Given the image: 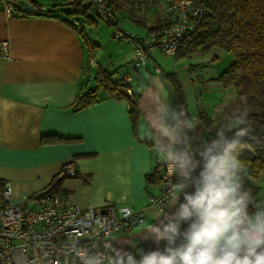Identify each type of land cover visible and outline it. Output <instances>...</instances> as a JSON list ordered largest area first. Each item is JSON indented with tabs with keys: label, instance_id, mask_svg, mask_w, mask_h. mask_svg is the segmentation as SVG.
I'll return each instance as SVG.
<instances>
[{
	"label": "crops",
	"instance_id": "obj_1",
	"mask_svg": "<svg viewBox=\"0 0 264 264\" xmlns=\"http://www.w3.org/2000/svg\"><path fill=\"white\" fill-rule=\"evenodd\" d=\"M4 1L0 0V41H8L9 56L0 53V180L11 182L12 196L18 199L43 191L63 166L71 167L76 175L61 180L64 198L81 208L109 203L142 209L143 224L114 234L111 242L154 247L150 241H142V229L150 220L148 212L157 207L149 196L161 190V180L152 173L156 167L160 170L162 159L139 132L147 99L163 83L176 104L165 78L172 73L184 92L189 90V97L185 93L189 118L199 126L201 135L209 136L242 113L247 98L210 80L218 73L205 79L197 76L199 51L187 54L198 56L192 58L196 61L188 60L184 77L175 65L172 69L162 66L155 57L135 66L131 47L109 36V28L92 10L87 16L69 17L65 14L68 6L60 5L67 0H35L43 13L12 9L7 16ZM165 2H125L112 8L117 21L146 35L147 27L166 24ZM105 73L115 81L124 74L132 77L128 86L138 95L140 112L136 122L131 120L128 100L103 87L94 103L73 106L76 96L93 88ZM211 89L220 93L217 101H213ZM200 111L210 121L207 127L200 126ZM252 184L257 188L254 197L264 200V174Z\"/></svg>",
	"mask_w": 264,
	"mask_h": 264
},
{
	"label": "clouds",
	"instance_id": "obj_2",
	"mask_svg": "<svg viewBox=\"0 0 264 264\" xmlns=\"http://www.w3.org/2000/svg\"><path fill=\"white\" fill-rule=\"evenodd\" d=\"M195 129L184 107L158 84L139 132L176 180L170 203L149 211L142 229V241L154 247L106 242L102 250L99 244L80 247L73 238L71 264H264V200L245 186L240 159V138L251 131L246 115L199 140Z\"/></svg>",
	"mask_w": 264,
	"mask_h": 264
},
{
	"label": "built area",
	"instance_id": "obj_3",
	"mask_svg": "<svg viewBox=\"0 0 264 264\" xmlns=\"http://www.w3.org/2000/svg\"><path fill=\"white\" fill-rule=\"evenodd\" d=\"M82 3L101 22L117 25L107 0H82ZM12 9V4L5 0L3 10L7 16H11ZM163 13L166 24L152 33L139 35L117 27L112 31L115 39L131 47L135 66L144 65L153 49L174 55L181 39L195 29L208 10L199 0H166ZM0 53L9 56L7 40L0 41ZM122 79L129 83L132 77L124 74ZM127 92L131 93L130 89ZM201 137L207 136L200 134ZM61 174L73 176L75 171L65 167ZM173 176L167 163L161 160V190L149 196L151 204L166 208L172 195ZM143 222V210L126 205L104 203L81 208L48 192L16 199L12 196L11 182L0 180V264H71L68 249L73 238L78 239L80 247L99 244L103 250L114 234L140 227Z\"/></svg>",
	"mask_w": 264,
	"mask_h": 264
},
{
	"label": "trees",
	"instance_id": "obj_4",
	"mask_svg": "<svg viewBox=\"0 0 264 264\" xmlns=\"http://www.w3.org/2000/svg\"><path fill=\"white\" fill-rule=\"evenodd\" d=\"M7 1L12 4L13 9L20 12L39 11L43 13L41 6L35 0ZM136 1L146 2L147 0H107V4L113 10L112 7ZM199 1L207 8L208 14L203 16L192 32L181 39L180 46L174 56L181 58L189 55L191 51H199L204 54L209 52L212 47L230 52L233 56L232 61L210 80L216 81L223 88L232 87L238 95L254 96L260 100L261 109L246 114L251 131L248 135L240 138L241 143L245 145L240 153V159L245 169L243 173L245 186L252 191L254 196L257 188L252 184V181L264 174V0ZM25 4L31 5L30 11L24 9ZM60 5L68 6L65 14L69 17L73 15L87 16L86 13L92 10L84 5L82 0H67ZM160 27L149 26L147 31L152 33ZM165 78L173 88L176 104L182 105L188 115L181 83L172 73H166ZM128 85L129 83L123 79L115 81L111 79V74L105 73L103 77L97 78L93 88L76 96L73 106L83 107L94 103L97 100L98 89L103 87L111 90L114 96L122 95L128 100L131 120L136 122V117L140 115L136 105L138 95L128 93ZM198 117L201 127H207L210 124L204 112L200 111ZM232 134L230 132L229 136ZM193 135L195 140H199V126H196ZM64 168L65 166L52 177L48 186L41 192L56 194L64 198L61 188V180L66 176L61 174ZM159 171V168L156 167L152 177L156 174L160 179ZM147 179L150 180L151 177L147 176ZM175 180L174 174L173 181L175 182Z\"/></svg>",
	"mask_w": 264,
	"mask_h": 264
},
{
	"label": "rangeland",
	"instance_id": "obj_5",
	"mask_svg": "<svg viewBox=\"0 0 264 264\" xmlns=\"http://www.w3.org/2000/svg\"><path fill=\"white\" fill-rule=\"evenodd\" d=\"M106 26L109 28V31H110L109 36H111L114 39H115V37H113L112 31L114 30L115 27L123 29V30L131 32V33H138L135 30H133L132 28L127 27L124 24L120 23L119 21L117 22V25L106 24ZM139 35H144V34L139 33ZM214 54H216V57H213ZM189 55H191V54H189ZM197 56L198 55H193L192 57H189L188 55H186L185 57L179 59V58H175V56L173 54H165V53L159 51L158 49H153L152 53H151V57H149V59L151 60L153 57H155L156 60L160 61V65H162V66L165 65L166 67H170V69H172V67L175 65L176 69L177 68L180 69V70H178V72H180L179 76L184 77L186 75L187 68H189L188 67V65H189L188 60L192 59V58H197ZM200 59L201 60L198 63V75L197 76L203 77L205 79L206 77L213 76L216 73H219L223 69H225L226 66L232 61L233 56L230 52H227L221 48L215 47L214 50H212V52L209 54L201 53ZM192 60L196 61L194 59H192ZM183 67H185V68H183ZM196 73H197V71L195 72V74ZM198 88L201 89V87H198ZM188 92H189V90H188ZM188 92L187 91L184 92V98H185V93L189 97ZM197 93H198V91L195 92V95H197ZM210 93H211V96L213 98V101H217V99H216L217 96H219V98H220V93L217 92L216 90L211 89ZM243 98H247V99H244V101L247 103L242 105L243 106L242 107V113L238 114L237 116H239L241 114H246L247 112H250V111H259L261 109V103L257 97L245 96ZM185 100H186V98H185ZM244 101H243V103H244ZM191 107L193 109H196V104L192 103ZM236 107H235L236 110L239 109V107H237V108Z\"/></svg>",
	"mask_w": 264,
	"mask_h": 264
},
{
	"label": "water",
	"instance_id": "obj_6",
	"mask_svg": "<svg viewBox=\"0 0 264 264\" xmlns=\"http://www.w3.org/2000/svg\"><path fill=\"white\" fill-rule=\"evenodd\" d=\"M31 5L30 4H25L24 5V9L26 10V11H30L31 10Z\"/></svg>",
	"mask_w": 264,
	"mask_h": 264
}]
</instances>
